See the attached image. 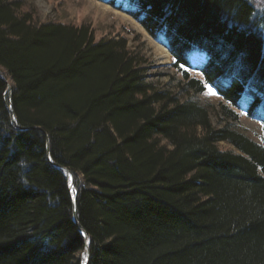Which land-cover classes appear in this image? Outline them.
<instances>
[{"label": "trees", "instance_id": "16d2710c", "mask_svg": "<svg viewBox=\"0 0 264 264\" xmlns=\"http://www.w3.org/2000/svg\"><path fill=\"white\" fill-rule=\"evenodd\" d=\"M101 1L229 122L157 88L125 35L0 0V264H83L86 240L87 264H264V127L232 125L264 120V0Z\"/></svg>", "mask_w": 264, "mask_h": 264}, {"label": "rangeland", "instance_id": "374dc122", "mask_svg": "<svg viewBox=\"0 0 264 264\" xmlns=\"http://www.w3.org/2000/svg\"><path fill=\"white\" fill-rule=\"evenodd\" d=\"M22 2L25 9L33 14L37 21H62L76 25L87 22L96 39L104 35H125L131 48H140L147 56V79L157 88L171 90L181 99L191 98L205 104L215 125L229 122L221 119L222 117L217 113L220 96L215 90L208 85L201 94L187 90L181 79V72L172 66L167 49L162 45L166 52L161 51L158 46L160 43L152 39L140 23L124 10L101 0H22ZM192 60L194 65H198L202 63L203 58L196 55ZM189 72L191 75L200 76L197 71L190 70ZM8 80L9 82L6 81L10 87L12 82L9 78ZM238 114V120L232 122V125L254 140L261 142L262 122L248 117L244 112L238 111ZM221 145L229 146L227 143H221ZM79 255L81 259L83 258L82 263L84 264V249L79 252Z\"/></svg>", "mask_w": 264, "mask_h": 264}, {"label": "water", "instance_id": "95a60500", "mask_svg": "<svg viewBox=\"0 0 264 264\" xmlns=\"http://www.w3.org/2000/svg\"><path fill=\"white\" fill-rule=\"evenodd\" d=\"M1 78L4 80V82L7 84V81H6V79L4 78V77H2L1 76ZM9 86L7 85V90H9ZM8 99H9V104H10V93H9V96H8ZM9 109H10V111H11V108L10 107H8ZM12 122H15V120H14V118L12 117ZM18 128H23V127H20V126H17ZM57 167H59V168H61L62 169V171H63V173H64V175L66 176V178H67V181H68V188H69V191L71 192V185H72V183H71V173H70V171L67 169V168H65V167H62V166H60V165H56ZM71 199H72V206H73V213H75V211H74V207H75V205H74V196L71 194ZM75 218V217H74ZM87 239V238H86ZM84 251H85V263L84 264H87L88 263V260H89V252H88V240H86V243H85V246H84Z\"/></svg>", "mask_w": 264, "mask_h": 264}, {"label": "bare ground", "instance_id": "6f19581e", "mask_svg": "<svg viewBox=\"0 0 264 264\" xmlns=\"http://www.w3.org/2000/svg\"><path fill=\"white\" fill-rule=\"evenodd\" d=\"M158 46L161 48V51L166 52V49H165L162 45L160 46V44H159ZM7 84H8V83H7ZM8 86H9V84H8ZM83 262L85 263V258H84Z\"/></svg>", "mask_w": 264, "mask_h": 264}]
</instances>
